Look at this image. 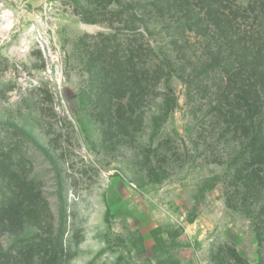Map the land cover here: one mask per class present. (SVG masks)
<instances>
[{
    "label": "rangeland",
    "instance_id": "rangeland-1",
    "mask_svg": "<svg viewBox=\"0 0 264 264\" xmlns=\"http://www.w3.org/2000/svg\"><path fill=\"white\" fill-rule=\"evenodd\" d=\"M97 74L129 88L111 100ZM263 115L264 0H0V151L27 198L0 264L258 261L264 163H230L264 153Z\"/></svg>",
    "mask_w": 264,
    "mask_h": 264
},
{
    "label": "trees",
    "instance_id": "trees-1",
    "mask_svg": "<svg viewBox=\"0 0 264 264\" xmlns=\"http://www.w3.org/2000/svg\"><path fill=\"white\" fill-rule=\"evenodd\" d=\"M115 15L121 16V12L117 11L114 12ZM142 20V19H139ZM83 21L86 23H92L94 22L93 19H89L88 17H83ZM118 46V45H116ZM119 48V47H117ZM151 50V48H149ZM149 50L144 48L143 44L139 42V118L141 119V116L144 114L143 108V102L144 96H147L148 93V85L150 84L148 82V78L150 77V71L146 69L144 61V55L149 54ZM115 52H117L115 50ZM115 56H117L118 53H114ZM127 62V61H126ZM161 64V65H160ZM162 62L159 61L156 64L155 67V74L156 76L159 72L162 73ZM168 74L170 76V70L164 71L162 74ZM99 75H93V78L91 77V84H97L99 80V85L97 84L99 88V93L107 92L112 99H119L123 92H125L129 87L123 86L120 83L115 82L117 85H105L102 80H100ZM141 77V78H140ZM140 80H142V84L140 83ZM96 81V82H95ZM148 82V83H147ZM165 86V92L164 97L166 99V103L172 102L170 95V85H169V79H165L164 81ZM132 97V96H131ZM130 97V98H131ZM100 100V99H99ZM91 103V105H90ZM88 103V106L90 105L89 111L95 113V110L98 109L99 105L93 100ZM117 105H122L119 102H116ZM111 105H109L108 109L110 107L113 108ZM130 106H132V102H130ZM264 121V115L261 118V122ZM259 127V126H258ZM262 130H259L257 134H261ZM256 137V136H255ZM251 146V145H250ZM263 147L261 146H253L249 150V153L246 155H243L241 158L239 156H236L233 158V161H231L230 166H233L235 162L239 161H247L248 159L251 160V162H262L264 163V153H262L261 149ZM8 158L9 156H5V153L3 151H0V227L7 225L11 220H14L20 216L23 215V213L26 210V202L27 198L23 195V191L18 187V183L16 182L17 179H19V176L15 174V171L8 166ZM16 180V181H15ZM209 186L215 185V180L212 179L208 181ZM253 218V222L255 224L256 229V238H257V245H258V254L259 259L256 262H249L244 257L240 256L237 251L229 246V245H223L221 246L214 254L213 256V262L214 264H263L264 263V237H263V229L264 226H262V222L264 223V206L259 210L257 213H254L251 215ZM63 210L61 211V219H60V231L58 233V238L61 237V234L63 232ZM63 220V221H62ZM38 239H33V237H28L25 239H21L17 241V243L14 245L15 249L23 251L21 247H27L26 249L29 250L33 249L34 246L38 245L40 242H42L44 239L41 237H37ZM42 240V241H41ZM55 247V244L53 245ZM52 246V247H53ZM53 247V248H54ZM56 249H53V253L49 257V259L44 264H54L56 262Z\"/></svg>",
    "mask_w": 264,
    "mask_h": 264
}]
</instances>
